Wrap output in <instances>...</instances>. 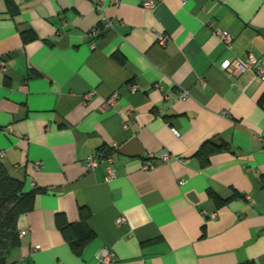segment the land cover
<instances>
[{"label":"crops","instance_id":"obj_1","mask_svg":"<svg viewBox=\"0 0 264 264\" xmlns=\"http://www.w3.org/2000/svg\"><path fill=\"white\" fill-rule=\"evenodd\" d=\"M12 1L0 0V161L34 195L7 264H99L104 246L109 264H264V86L228 71L248 52L264 61V0ZM207 141L225 147L202 162ZM104 150L109 181L104 161L85 168ZM81 208L94 236L76 251L56 217L76 223Z\"/></svg>","mask_w":264,"mask_h":264},{"label":"trees","instance_id":"obj_2","mask_svg":"<svg viewBox=\"0 0 264 264\" xmlns=\"http://www.w3.org/2000/svg\"><path fill=\"white\" fill-rule=\"evenodd\" d=\"M6 2L9 7L13 3L12 0H6ZM21 36L24 43L37 37L33 30L24 32ZM224 147V143L217 145L207 141L196 151V155L202 162H207L211 153ZM104 152L109 151L104 150ZM33 195L34 191H23V182L12 177L0 161V264H7V253L19 243L17 219L19 215L31 209ZM88 217L89 214L84 208L80 209V220L76 223H69L62 215L56 217V225L60 231L72 232L71 245L76 251H79L82 245L94 236L87 223Z\"/></svg>","mask_w":264,"mask_h":264},{"label":"built area","instance_id":"obj_3","mask_svg":"<svg viewBox=\"0 0 264 264\" xmlns=\"http://www.w3.org/2000/svg\"><path fill=\"white\" fill-rule=\"evenodd\" d=\"M156 2L155 0H147L142 3V6L144 8H153L155 6ZM97 10L101 11L103 9L102 4H97ZM110 25V24H108ZM213 34H216L220 37L222 42L225 44L226 47L230 46L232 35L229 33L228 30H221L218 28H212L211 29ZM157 42L161 45H164L167 41V38L165 36H157ZM228 71L233 74H240L244 72H250L252 74V78L258 82H260L264 86V61L257 58L253 53H246L242 57H235L228 66ZM134 88V86H132ZM92 92L87 93L84 96V99L87 100L91 96ZM188 95L187 90H182L179 92L178 96L179 98H185ZM117 97V93L114 92L111 96H109L102 105V108H105L109 106L115 98ZM171 96H167L166 98H170ZM173 132L177 133L174 128H172ZM8 132H11V128H7ZM168 153L163 152L161 155L160 160H166L168 158ZM102 160L105 162V176L104 180L109 181L115 177L114 168L112 166L113 158L111 153L101 151L97 156L94 154H89L86 158L85 162V168L88 171H93L94 168L98 165L99 161ZM41 165L40 162H36L33 167L35 169L39 168ZM155 165L153 161H148L144 164L143 168L148 169ZM211 216H214L215 213L211 212ZM117 223L123 224L126 222L124 217H118L116 219ZM25 233V230H21L18 232L19 236L23 235ZM97 262L99 264H109L113 261V252L109 247H102L98 253H97Z\"/></svg>","mask_w":264,"mask_h":264}]
</instances>
